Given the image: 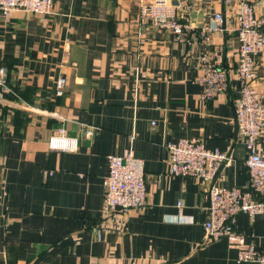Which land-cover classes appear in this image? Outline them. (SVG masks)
Here are the masks:
<instances>
[{
  "label": "crops",
  "instance_id": "obj_1",
  "mask_svg": "<svg viewBox=\"0 0 264 264\" xmlns=\"http://www.w3.org/2000/svg\"><path fill=\"white\" fill-rule=\"evenodd\" d=\"M150 1L55 0L47 16L0 14L11 90L0 99V264H259L239 263L227 238L206 241L209 183L170 175L166 149L198 139L230 157L223 185L251 188L234 109L239 0H175L190 25L185 41L141 23ZM249 1L263 16L264 0ZM217 13L224 30L206 45L202 29ZM205 52L231 72L228 92L212 101L196 82ZM256 75L264 93V53ZM87 127L96 128L92 139ZM61 128L80 139L77 151L49 148ZM128 153L144 161L146 205L107 213L109 158ZM236 227L264 254V213L241 214Z\"/></svg>",
  "mask_w": 264,
  "mask_h": 264
},
{
  "label": "built area",
  "instance_id": "obj_2",
  "mask_svg": "<svg viewBox=\"0 0 264 264\" xmlns=\"http://www.w3.org/2000/svg\"><path fill=\"white\" fill-rule=\"evenodd\" d=\"M175 0H151L141 5L140 21L143 25L152 23L159 29L173 32L184 40L190 30L185 18L182 21ZM55 0H0V14L11 18L15 11L33 15H50ZM186 10H188L186 8ZM236 35L239 42L238 62L233 70L239 82L238 96L234 101L235 122L239 134L245 141L250 189L228 187L222 184V171L230 161L219 149H209L198 139H183L178 143H167L168 173L175 177H194L209 183V200L204 223L207 242L227 238L240 248L238 262L264 264V254L256 251L254 245H244V237L237 233L238 216L245 214L255 218L264 213V151L259 141L264 131V93L256 89V66L264 53V15L256 12L249 0H239L237 6ZM224 15L215 14L202 29V38L210 44L215 34L224 30ZM217 56L214 54V57ZM209 53H203L197 63L200 75L196 82L202 87V96L212 101L228 92L231 72ZM219 57V56H218ZM67 80L56 82V95L65 94ZM11 93L8 85V71L0 68V99ZM155 125V123H153ZM96 128L87 127L84 136L92 139ZM80 139L69 135L66 128L49 141L51 150L74 152L79 149ZM104 210L107 213H128L143 209L147 202L145 164L133 153L113 155L109 158V170L104 180ZM179 206L181 204L179 203Z\"/></svg>",
  "mask_w": 264,
  "mask_h": 264
},
{
  "label": "water",
  "instance_id": "obj_3",
  "mask_svg": "<svg viewBox=\"0 0 264 264\" xmlns=\"http://www.w3.org/2000/svg\"><path fill=\"white\" fill-rule=\"evenodd\" d=\"M174 4H175V5H177V2H176V1H174Z\"/></svg>",
  "mask_w": 264,
  "mask_h": 264
}]
</instances>
